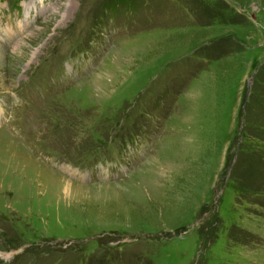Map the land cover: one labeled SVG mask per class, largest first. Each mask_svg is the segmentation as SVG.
Returning a JSON list of instances; mask_svg holds the SVG:
<instances>
[{"label":"rangeland","instance_id":"obj_1","mask_svg":"<svg viewBox=\"0 0 264 264\" xmlns=\"http://www.w3.org/2000/svg\"><path fill=\"white\" fill-rule=\"evenodd\" d=\"M0 264H264V0H0Z\"/></svg>","mask_w":264,"mask_h":264},{"label":"trees","instance_id":"obj_2","mask_svg":"<svg viewBox=\"0 0 264 264\" xmlns=\"http://www.w3.org/2000/svg\"><path fill=\"white\" fill-rule=\"evenodd\" d=\"M16 5V4H15ZM116 2H113V3H111V5H110V8L112 9V8H115L116 7Z\"/></svg>","mask_w":264,"mask_h":264}]
</instances>
